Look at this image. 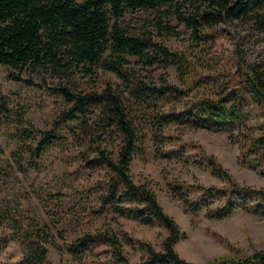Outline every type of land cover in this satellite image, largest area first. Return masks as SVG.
<instances>
[{
  "label": "trees",
  "instance_id": "obj_1",
  "mask_svg": "<svg viewBox=\"0 0 264 264\" xmlns=\"http://www.w3.org/2000/svg\"><path fill=\"white\" fill-rule=\"evenodd\" d=\"M125 14L136 28L123 25ZM233 20L249 33L263 34L264 0H0V65L8 68L7 77L45 89L66 104L51 128L39 130L0 92V123L14 113L7 157L0 148V251L11 240L20 247L18 259L8 264H65L63 257L48 259L51 246L75 264H85L87 255L92 256L89 264H264V250L203 263L181 257L173 247L182 235L179 225L151 186L134 182L129 169L135 155L143 153L145 132L160 147L159 157L188 163L182 144L161 148L170 138L163 131L174 125L224 133L238 147L236 161L264 178V59L238 60L228 76H219L201 56L210 47L202 41L214 36V27ZM179 26L189 32V46L170 49L156 41V35L178 37ZM150 67L174 68L178 84L165 73L143 72ZM98 68L118 82H105L100 90L72 86L75 77L93 78ZM45 79L58 83L50 86ZM50 145L77 149L74 177L103 168L105 179L79 189L70 184L69 194L59 187L42 191L29 182L28 172L37 170ZM191 162L225 184L201 185L164 173L168 193L183 211L222 218L241 210L264 217L263 187L237 183L212 155ZM96 189L95 201L89 200ZM107 212L163 226L160 247L124 229L119 237L108 225L67 239L64 223L76 231L84 218ZM121 238L143 250L137 260H129ZM99 244L105 247L101 257L94 249Z\"/></svg>",
  "mask_w": 264,
  "mask_h": 264
},
{
  "label": "rangeland",
  "instance_id": "obj_2",
  "mask_svg": "<svg viewBox=\"0 0 264 264\" xmlns=\"http://www.w3.org/2000/svg\"><path fill=\"white\" fill-rule=\"evenodd\" d=\"M130 17V14L124 15L123 25L128 29L136 28V23ZM177 29L180 31L178 37L161 38L160 35H156V41H161L170 49H182L189 46L191 44L189 32L183 29L182 26ZM214 29L216 31L214 36L205 38L201 44L210 46L201 53V56L204 59L209 58L212 72L218 73L219 76H228L238 60L257 62L264 59V33H249L240 22L235 20L218 24ZM195 53L199 56L200 51ZM144 70L143 72L150 74L152 77L165 73L168 81L178 84L176 72L172 67L165 69L150 67ZM8 73V68L0 65V92L7 98L8 106L12 110L22 111L26 123L32 128L39 130L51 128L57 122L59 113L65 109V102L60 96L50 95L45 89L28 86L9 79L7 77ZM96 74L93 78L77 76L73 79L72 86L80 91L100 90L105 82L111 84L118 82L116 77L108 71L98 68ZM32 80L42 83L39 78ZM45 83L54 86L58 81L45 79ZM168 107L169 105L165 106V108ZM13 118L14 113L12 112L8 119H1V156L7 157L12 148L7 134L12 131ZM163 134L169 135L170 138L166 140L161 148L165 150L170 146L182 144L184 155H188V163L159 157L157 153L160 147L154 145L150 134L145 132L142 141L143 153L141 156L135 155L129 169L134 182H146L151 186L163 210L172 216L179 225L182 235L173 243L177 253L188 261L203 263L229 253L240 255L255 250H264V217L241 210H234L222 218H207L203 215V210H200L197 214H191L183 211L180 202L170 197L164 182L163 175L168 173L172 177L186 182L223 186L225 183L220 178L210 174L207 168H202L191 162L195 158H200L203 154H206L215 157L237 183L264 188L263 177L236 161L237 145L228 142L222 132L204 129H188L169 125L163 131ZM76 154L77 149L72 147L63 150L54 145L46 147L38 161L37 170L28 172L29 182H33L42 191H53L54 188L59 187L61 192L69 194L70 184L79 189L85 185L102 182L105 179L103 168H97L90 173L83 172L74 177L73 170L79 164ZM98 193L97 189L92 190L89 200L95 201V196ZM64 198L69 200L70 197L66 196ZM29 200H31L30 204L37 206L34 198L30 197ZM43 200L48 199L44 197ZM103 225H108L109 228L115 230L119 237H121L120 229H124L132 237L144 239L156 249L160 247L161 239L166 233L165 228L157 223L144 224L137 219L117 216L110 212L94 214L84 218L76 231H72L64 223L67 229V239L83 230L93 231ZM121 243L129 260H137L143 253L137 243L128 242L123 238H121ZM96 247L94 249L99 251L97 254L101 257L103 253L101 250L105 247L101 244ZM19 255L20 247L18 243L12 240L8 241L0 251V264L11 263L17 260ZM47 257L53 262H56L59 257H63L65 264H75L70 256L66 253L58 254L52 246L48 248ZM91 258V255L85 256V264H89Z\"/></svg>",
  "mask_w": 264,
  "mask_h": 264
}]
</instances>
